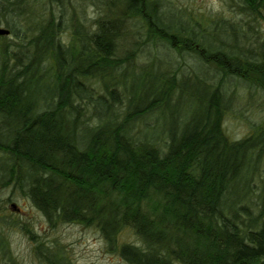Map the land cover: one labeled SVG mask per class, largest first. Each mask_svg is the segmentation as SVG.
<instances>
[{"label": "trees", "instance_id": "obj_1", "mask_svg": "<svg viewBox=\"0 0 264 264\" xmlns=\"http://www.w3.org/2000/svg\"><path fill=\"white\" fill-rule=\"evenodd\" d=\"M230 3L240 17L170 0H0V186L50 225L93 226L130 264H264V184L249 196L264 125L241 138L223 125L224 78L264 91V0ZM184 51L191 74L174 68ZM22 228L41 264H76ZM0 254L18 264L2 229Z\"/></svg>", "mask_w": 264, "mask_h": 264}, {"label": "rangeland", "instance_id": "obj_2", "mask_svg": "<svg viewBox=\"0 0 264 264\" xmlns=\"http://www.w3.org/2000/svg\"><path fill=\"white\" fill-rule=\"evenodd\" d=\"M170 1L177 6L186 7L188 11L197 13L200 19L215 14L223 15L225 18L241 16L233 9L230 0ZM86 16L90 22L96 16L95 7L89 6ZM0 25L6 27L4 22H0ZM255 27L258 31L264 32V18L257 20ZM225 37L230 41L233 40V37ZM213 38L212 35L206 33L205 39L212 40ZM148 45L147 48L153 46L150 43ZM159 46L161 47L162 44ZM174 53L172 58L174 68H177L178 73L191 74L193 69L195 70V58L191 53L186 51ZM146 57L144 53V58ZM198 69H202L203 73L200 71L202 73L200 75L206 76L207 78L204 79L208 82L217 83L221 79L219 71L209 64H204ZM192 80L195 78L187 80L188 90L199 92L201 89L192 85ZM190 85L191 89H189ZM223 88L233 96L232 104L226 111L223 122L225 130L233 138H241L253 129L264 125V91L260 87L243 78L231 76L223 79ZM188 94L189 92L185 96ZM162 123H164L163 119L161 125ZM249 175L252 177L249 196L258 199V194L264 184V153L256 171ZM23 223L43 237L51 240L55 238L76 264H130L117 252L107 248L101 233L93 226H84L77 222L50 225L42 211L29 198L17 190L13 191L11 187L0 186V229L8 241L9 249L18 259V264H41L33 253V241L22 228ZM122 237L130 241L136 238L131 231L123 232ZM0 264H5L1 257Z\"/></svg>", "mask_w": 264, "mask_h": 264}, {"label": "water", "instance_id": "obj_3", "mask_svg": "<svg viewBox=\"0 0 264 264\" xmlns=\"http://www.w3.org/2000/svg\"><path fill=\"white\" fill-rule=\"evenodd\" d=\"M9 29L3 26H0V34H7Z\"/></svg>", "mask_w": 264, "mask_h": 264}]
</instances>
